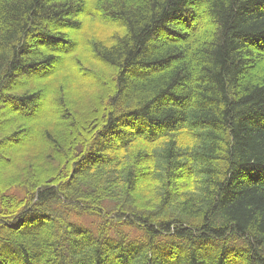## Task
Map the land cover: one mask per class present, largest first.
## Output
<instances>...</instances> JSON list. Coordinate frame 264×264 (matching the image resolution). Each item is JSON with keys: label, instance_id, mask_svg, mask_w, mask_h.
<instances>
[{"label": "trees", "instance_id": "trees-1", "mask_svg": "<svg viewBox=\"0 0 264 264\" xmlns=\"http://www.w3.org/2000/svg\"><path fill=\"white\" fill-rule=\"evenodd\" d=\"M3 146L0 264H264V0H0Z\"/></svg>", "mask_w": 264, "mask_h": 264}, {"label": "rangeland", "instance_id": "rangeland-1", "mask_svg": "<svg viewBox=\"0 0 264 264\" xmlns=\"http://www.w3.org/2000/svg\"><path fill=\"white\" fill-rule=\"evenodd\" d=\"M63 32V31H62ZM70 35V36H69ZM72 36V31H69V32H66L65 33V38L66 39H68L69 37H71ZM63 55L64 56H67V54L66 53H63ZM0 154H1V156L3 157V155H4V157L7 159V154H6V150L4 149V146H3V148L2 149H0ZM3 157V158H4Z\"/></svg>", "mask_w": 264, "mask_h": 264}]
</instances>
